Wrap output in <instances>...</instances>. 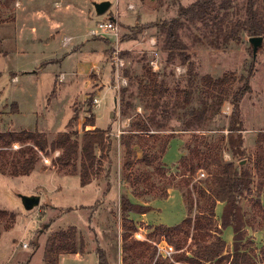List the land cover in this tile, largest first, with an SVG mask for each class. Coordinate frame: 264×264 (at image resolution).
Returning a JSON list of instances; mask_svg holds the SVG:
<instances>
[{"label": "trees", "instance_id": "trees-1", "mask_svg": "<svg viewBox=\"0 0 264 264\" xmlns=\"http://www.w3.org/2000/svg\"><path fill=\"white\" fill-rule=\"evenodd\" d=\"M11 1L6 0V6ZM149 25L163 36L166 64L173 66L179 61L185 68L184 80L172 88L167 73L155 72L149 65H144L140 74L126 71L129 85L121 92L120 115L130 123L119 138L112 136L111 128L98 127L83 135L72 130L61 132L52 140L37 130L0 131V174L30 176L41 155L59 152L53 164L60 169L72 168L85 187L101 176L105 161L111 162L118 145L123 188L146 203L167 199L169 190H178L187 212L176 227L150 229L148 240L160 234L177 251L172 261L156 258L154 244L134 238L137 226L130 219L131 213H147L152 208L135 204L128 194H122L123 264H264V244L258 249L248 237L249 229L264 231V132L256 138L252 159L248 156L241 107L252 93L254 65L247 75H200L181 35V31H187L193 44L216 50L238 45L244 36L263 37L264 0H196L188 6L179 4L176 17ZM226 104L232 110L227 124L221 125ZM10 106L13 114L20 113L17 103ZM139 107L144 114L138 112ZM172 120L177 122L170 126ZM74 121L72 118L68 126ZM212 124L217 127L210 128ZM85 125L95 126L93 115ZM163 132L169 133L162 136ZM175 137H181L184 145L176 172L171 173L163 159ZM16 144L20 147L12 150ZM225 154L231 160H226ZM244 160L246 163L240 165ZM110 172L111 168L107 177ZM112 189L113 184L108 182L106 194ZM220 203L224 210L218 219ZM7 217L15 221L14 215L0 210V224ZM229 227L234 236L232 251L223 238V230ZM85 248L81 233L69 227L49 236L44 264H58L60 254ZM95 253L98 264H111L102 247Z\"/></svg>", "mask_w": 264, "mask_h": 264}, {"label": "rangeland", "instance_id": "rangeland-1", "mask_svg": "<svg viewBox=\"0 0 264 264\" xmlns=\"http://www.w3.org/2000/svg\"><path fill=\"white\" fill-rule=\"evenodd\" d=\"M106 1L110 2L111 6L105 14L99 15L94 4ZM117 1L119 0H90L88 6L91 9L92 19L87 20L84 17L81 22V17H66L64 19L67 24L66 33L75 36L78 27L94 28L97 21L114 19L109 14L114 15ZM129 1L120 0L121 9H124ZM150 1L146 0L147 4H150V6L147 5L148 9L151 10H145L140 21L142 24L132 26V22L125 16H121L122 21L128 23L129 26L122 30L119 29L118 37L102 33L100 36L94 37L97 42L93 46L87 47L81 53L77 46L72 49H60L66 54L70 53L67 54L69 61L65 64L55 63L52 65L54 71L73 69L79 62L83 63L84 68L86 66L89 68L88 65L98 63L102 53L101 62L104 64V71L101 74L93 71L85 77L91 84L85 91V96L76 99V93L80 94L79 89L73 85H60L58 80L56 83L51 76L42 87L35 83L26 84L24 92L20 96L24 103L20 114H13L10 105L0 104V131L37 130L47 134L50 140L57 134L69 130L76 131L80 135H83L85 131H94L93 126L85 124L92 119L90 112L95 107L94 98L97 92L107 87L110 90L107 97L104 98L102 93L98 96L100 99L98 128H103V130L111 128L112 136L119 138L128 129L130 123L128 118H122L120 115L121 92L129 85V80L124 75L126 71H130L132 75L140 74L142 67L149 65L155 72L165 71L168 75V85L172 88L185 77V68L179 64V61H176L173 66L166 64L167 53L163 50V36L159 34L157 28L149 24L176 17L179 4L188 6L196 0ZM185 32L187 31H181L182 39L188 46V52L200 75L210 74L219 77L227 72L247 75L252 64L254 65V74L251 80L252 93L244 98L241 105L248 156L254 159L256 138L258 134L264 132V42L254 59L252 46L247 36H244L238 45L234 44L226 50H216L205 45L193 44L192 39L186 36ZM101 47L103 51L100 49ZM52 49H45L41 45L35 48L29 47V51L22 54L21 60L43 57ZM101 85L103 86L100 87ZM7 89H9V80L6 81V77H0V98H3ZM131 90L134 91L135 88L133 87ZM105 100L108 102V109L105 108ZM29 101L31 103L36 101V103L33 102L29 106ZM109 109L114 110L112 119H109ZM231 110V106L226 104L223 110L226 117L222 118L221 125L227 124V117ZM138 112L144 114L141 107L138 108ZM72 118L75 121L69 127L68 124ZM93 119L96 121L94 115ZM109 120L111 121L110 125H108ZM176 122V120H172L170 126ZM209 127L216 128L217 126L212 124ZM168 133L163 132L162 136ZM183 145V139L175 137L168 146L163 162L171 173L176 172ZM19 147V144L13 145L12 150H17ZM117 147L118 149L111 154V162L105 161L103 173L88 188L81 186L80 175H75L72 168L60 169L53 164V159L59 155V152L50 156L41 155L36 169L30 176L15 178L0 174V210L11 213L15 218V221H12L11 217L1 220L0 256L8 251V246L13 240H17L19 245L16 249L19 250V253L23 256L29 255V260L21 264H30V262L31 264H41L43 247L49 236L75 226L84 237L88 249L94 250L97 247H102L111 259L116 257L120 242L122 246L123 235L122 215L116 197L118 186L121 185L122 154L118 145ZM139 156H141L140 153ZM225 159L231 160L230 155L225 154ZM109 168H111V172L107 177ZM200 177L202 178L203 175ZM108 182L113 184V189L110 193H105L102 199L103 193L101 194L97 190V186L102 184L107 186ZM122 190V194H127L129 191L123 187ZM27 196L39 197L40 204L32 210H26L23 197ZM81 206L88 207L80 208ZM150 207L152 210L147 213H131L138 229H142V224L147 225L146 230L149 234L153 227H176L187 216L182 195L178 190L170 193L167 199L156 201ZM223 210L224 205L220 203L217 208L218 219L222 217ZM249 230L248 237L251 240L254 239L252 241L255 245L262 246L264 231H258L259 233L255 234L256 231ZM149 234L146 236L147 239ZM223 238L227 243L230 238L233 240V230L230 227L223 230ZM166 239L167 237L157 234L152 237L151 241L149 239V243L167 242ZM24 244L28 245V251L22 249Z\"/></svg>", "mask_w": 264, "mask_h": 264}, {"label": "crops", "instance_id": "crops-1", "mask_svg": "<svg viewBox=\"0 0 264 264\" xmlns=\"http://www.w3.org/2000/svg\"><path fill=\"white\" fill-rule=\"evenodd\" d=\"M89 1L90 0H12L9 6H6V0L1 3L0 77H6V81L9 80V89L6 90L3 95V98H0L1 105H11L12 103H17L20 107L21 113L22 105H24V103L22 101L23 99H20V96L24 92L26 84L35 83L40 84L42 87L45 85V81L48 79L49 76H51L53 80L55 79L56 83L58 80L60 85H73L76 89H79L80 94L76 93V99H81L83 96H85V91H87L88 87H90L91 85L90 83H88V80L85 77L87 75H90L93 71L98 74H101V72L104 71V64L101 62L103 56L101 52V57L100 59H98V63H92L91 65H88L89 68L87 66L86 68H84L83 63L79 62L74 66L75 68L73 69H61L60 71H54L52 65H55V63L59 62L65 64L67 61H69L68 55L70 53H67V55L66 52L64 53L63 51H60V49H72L77 46L81 53L86 50L87 47H91L97 42L94 37L90 36V32L95 27H87V29L78 27L76 30L77 35L75 36L67 34V31L65 29L67 27V24L64 20L66 17H81V22L82 20H84V17L87 20L92 19L91 9L88 6ZM130 5L133 6V9H128ZM147 5L150 6L149 3L147 4L146 0H130L126 7L124 9H121L119 0L117 1V7L116 11L114 12V15L111 13L109 14V16L115 18L121 30L124 27L129 26L128 23L122 21V15L125 16L126 19H128L130 22H132V26H136L138 24H142V22L140 21L142 16L144 15L145 10L148 9ZM98 22L100 21H97V23ZM39 45L43 46V48L45 49H55H52L50 53H45L44 56L40 58L33 57V59L21 60L22 54H26L29 51V47L35 48L36 46L39 47ZM100 49L102 50L103 48L101 47ZM96 52H98V50H96ZM102 86L103 85H101L100 87ZM109 91V88L106 87L104 90L97 92V95L95 96V98L99 100V105L95 106L94 109L92 108V111L90 112V115H94L96 119L95 126H93L94 128L99 127L98 109L100 108V99L98 96H100V94L102 93L104 98H106ZM33 102L36 103V101H32V103L31 101H29V106H31ZM104 104L105 108L108 109L109 106L106 100L104 101ZM113 112L114 110L109 109V119H112ZM110 122L111 121L109 120L108 125H110ZM91 186L92 184L87 185L84 188H88ZM97 187V190H99L101 194L103 193V199L105 193L107 192V186L102 184L98 185ZM174 191L175 189L169 190V194ZM122 193V186L119 185L116 193L119 211H121L120 198ZM127 194L133 203L144 206H152L153 204H155L156 201L160 200L156 199L146 203L134 198L130 194V191H128ZM84 207L88 206H81L80 208ZM130 219L136 224L131 214ZM136 226V232H142L145 237L149 234L148 230H146V228L148 227L147 225L142 224L141 230L138 229L137 224ZM259 232L256 231L255 234ZM252 240L254 241V239ZM232 243L233 240L230 238V241L229 243H227V246L231 251L233 249ZM18 245L19 242L17 240L12 241V243L8 246V251H6L0 256L1 264H21L29 260V255L23 256L19 253V250L16 249ZM255 246H257V248L259 249L263 245ZM22 249L24 251H28L27 248L22 247ZM44 250L45 246L43 247L42 258L44 256ZM109 259L111 264H123L121 242L119 243L117 256L112 259L109 257ZM41 264H44V261H42ZM58 264H98V260L97 255L95 253V249L92 250L86 247L85 250L78 251L76 253L60 254Z\"/></svg>", "mask_w": 264, "mask_h": 264}, {"label": "built area", "instance_id": "built-area-1", "mask_svg": "<svg viewBox=\"0 0 264 264\" xmlns=\"http://www.w3.org/2000/svg\"><path fill=\"white\" fill-rule=\"evenodd\" d=\"M5 0H0V5ZM128 9H133V6H129ZM120 26L118 22L114 19H107L103 22H98L96 27L90 32V36L97 37L100 36L102 33L111 34L113 36H117L119 34ZM95 106L99 105V100L97 98L94 99ZM204 176V174H202ZM134 237L138 241H149L142 232L137 231L134 234ZM154 246L157 249V258H163L166 260H173L174 255L176 254V249L173 245L169 244L166 241H160L157 243H154ZM24 248H27L28 245L24 244Z\"/></svg>", "mask_w": 264, "mask_h": 264}, {"label": "water", "instance_id": "water-1", "mask_svg": "<svg viewBox=\"0 0 264 264\" xmlns=\"http://www.w3.org/2000/svg\"><path fill=\"white\" fill-rule=\"evenodd\" d=\"M95 9L99 15H103L107 12V10L110 8L111 4L110 2H102V3H96L94 4ZM264 42V37H251L249 38V43L252 46V52H253V58L256 59L258 55L259 49L262 47ZM246 163V160L240 162V165H243ZM23 203L26 210H32L36 206L40 204V198L37 196H27L23 197Z\"/></svg>", "mask_w": 264, "mask_h": 264}]
</instances>
